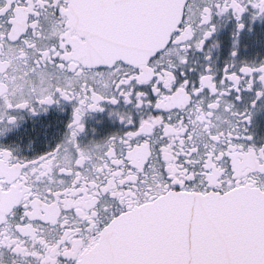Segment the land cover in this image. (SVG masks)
Masks as SVG:
<instances>
[{"label":"snow or ice","instance_id":"6c2138e0","mask_svg":"<svg viewBox=\"0 0 264 264\" xmlns=\"http://www.w3.org/2000/svg\"><path fill=\"white\" fill-rule=\"evenodd\" d=\"M0 264H264V0H0Z\"/></svg>","mask_w":264,"mask_h":264}]
</instances>
